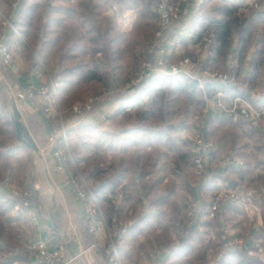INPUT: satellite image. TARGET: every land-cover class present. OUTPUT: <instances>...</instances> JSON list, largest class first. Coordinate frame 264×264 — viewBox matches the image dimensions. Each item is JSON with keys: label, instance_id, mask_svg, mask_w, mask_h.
Listing matches in <instances>:
<instances>
[{"label": "crops", "instance_id": "1", "mask_svg": "<svg viewBox=\"0 0 264 264\" xmlns=\"http://www.w3.org/2000/svg\"><path fill=\"white\" fill-rule=\"evenodd\" d=\"M113 1L110 0L108 2L102 15L112 18L121 32L128 31L131 28L134 17L132 15L131 17L128 16V14L130 15L128 11L116 15V12L114 13L112 10ZM213 1L215 0H203L200 9ZM223 1L226 4H228V1L230 2V0H227V2L226 0ZM223 8H215L217 11L213 12V16L223 15ZM0 9H7L11 23L15 20L16 12L15 14L11 13L6 0H0ZM198 12L200 11L192 13L181 21L183 24H188V29L195 36L201 33L206 27L205 24L208 22V18H210L208 16L200 17L201 15ZM251 17L257 18L258 14L254 13L253 15L252 13ZM199 27L203 28L198 29ZM9 31L12 30L7 28L5 36H7ZM16 37L26 46L19 34ZM251 39L250 43L246 42L245 48L238 45L237 48H229L232 54L229 55L228 52L222 62L223 65H226V68L228 66L233 68L237 78L244 83L243 87L245 90L238 91L242 96L248 98L247 90H254L256 85H261L259 86V89H261L260 99L251 100V102L256 107H264V62L257 55L258 50L264 46V35L261 39V35L258 36L254 32ZM188 44L189 41L184 40L170 55V61L174 62L185 54L189 55ZM9 50L18 61L20 71L17 75H11L0 63V122L2 123L3 121V127L1 126L0 129L11 135L9 143L12 144L8 145V143L7 145L10 147H7L5 143L0 142V160H8L9 162L6 171L2 172L4 175L3 179H8L9 186H6L3 180L0 182V196L4 199H12L15 197L13 193L16 191L22 188L31 189L35 187L38 195L37 203L33 205L36 219L20 221L19 225L22 227V231L18 235L22 234L24 236L26 234L25 238L27 240H42L49 249L55 248L57 242L63 240L69 257H72V255L67 241L75 236L79 241L81 253L70 264H105L97 251L88 249L89 237L84 230L83 205L81 201L72 192L71 188L64 183L63 176L56 171V161L53 158L55 148L52 144V129L49 122L32 107L27 106L20 111V120L28 135L36 143L38 147L37 153L23 146L17 140L14 128L8 124L10 123L9 117L12 113V106L20 98L19 88H35L40 82L34 74L38 59L48 73L56 75L59 68L58 57L54 55L44 63L34 50L29 48V57H26L23 48L13 42L10 43ZM204 58L206 57L204 56ZM237 58H239V62L236 61ZM203 61L202 59L201 69L206 66ZM169 77L183 76L171 75ZM149 82L152 81L147 83ZM74 83L76 81L73 79L70 86ZM159 84L162 85L163 83ZM211 84L206 83V87L207 85L211 86ZM195 85L197 86L196 83ZM152 86L154 84L149 87ZM112 88V83L109 82L108 90L112 91ZM137 89H119L120 91L117 92L120 94V99L118 98V100L114 101L108 99V101L102 102L97 109V114L81 123H77L76 119L71 116L66 117L69 132L82 127L87 128L86 130L89 131L102 130L104 131L103 134L109 139L103 149L105 162L104 194L114 203V209H118L120 217L136 216L133 220V226L129 227L123 245L119 248L121 259L127 261L131 255L138 258V255L141 254L140 252L137 254L135 252L141 243L143 229L148 225L149 220L147 218L149 216L154 218L160 214L159 203L172 201L171 205L176 206L177 204L173 203V199L177 198L176 200H179V205L181 206L186 196H189V208H192L194 212L204 213V208H208V221L217 216L216 223L225 228V236L222 237L225 245L227 242H232V248H242L248 251V254L258 256L254 244L261 235L260 227L263 222L262 213L264 212V200L259 194L264 191V143L247 147V149H252L254 155H250L248 151L247 153H242L244 150H241V148L233 149L232 147L223 157L219 154L221 152L218 151L221 146L217 145L206 161L207 173L212 171L214 173L213 178L205 182L197 181L191 173L190 162L188 163V158L186 157L190 153L181 151L180 145L176 143L177 141L175 142L178 138L172 133L177 128L173 125H170V129L166 132H160L159 128L145 129L141 125L117 128L114 125L115 123H108L111 115L118 116L120 111L137 105L143 94ZM62 93H59V96ZM226 94L224 96L225 100L231 97L228 96L231 93ZM109 101L112 103L109 104ZM118 104H120L119 107ZM102 110L107 111L109 114L108 119L105 121L99 118ZM210 119L216 118L212 117ZM216 120L224 121V119ZM6 122L7 124H5ZM254 132L264 137V118L260 120L259 127ZM160 137L162 142L159 139ZM75 156L74 162L76 163L84 162L86 158L89 159L88 155L83 156L80 154ZM229 157L232 160L231 162L228 160ZM22 159L25 160L23 165ZM238 162H242L243 165L239 166ZM19 167L20 170L26 171V173L23 172L25 176L20 175L21 177L23 176V180H19L20 177L17 172ZM91 168L97 169L93 165ZM29 176L32 178L27 182V177L29 178ZM204 187L214 189L216 192L214 194L205 193ZM129 188H131L130 191ZM223 189L234 191L238 199L234 197L230 201L222 202L219 211L211 216L210 201ZM145 219L147 221L144 222ZM200 221L201 223L196 226V230L210 238L213 230L210 227L202 226L204 221L202 219ZM194 227L195 223L191 221L186 225L187 229H194ZM8 231L11 232L12 236L16 234L14 233L13 235V232H15L13 228ZM94 238L99 241L104 240L103 232L98 230ZM168 252H164L155 264H162L168 256ZM144 264L147 263L144 262ZM148 264H154V262ZM260 264L262 263L260 262Z\"/></svg>", "mask_w": 264, "mask_h": 264}, {"label": "rangeland", "instance_id": "2", "mask_svg": "<svg viewBox=\"0 0 264 264\" xmlns=\"http://www.w3.org/2000/svg\"><path fill=\"white\" fill-rule=\"evenodd\" d=\"M109 1L110 0H108V2ZM140 1L142 2L141 4H143L144 6L149 0H140ZM234 1L236 2L234 4L237 6V10L235 11L234 17L237 16L238 20H241L243 17H247V16L251 17L252 13L253 15L254 13L258 14V17L263 14L264 17V0H256V2L260 7L258 12H255V9H253V7L250 6L251 0H242L241 3H238V0H234ZM6 2L9 8L8 0H6ZM227 3L228 4H226L225 1L223 0H215L213 2H210L207 6L203 8L201 7V9L199 7L198 10L200 12L198 13H200L201 15L200 17H204V16L215 17L213 16V12L215 13L217 11L215 8L220 9L226 7L225 9L227 10L229 8L232 9L233 5L232 6L230 5L231 2L228 1ZM150 4H151L150 7H148L147 9H143L142 7L141 9H138L141 10L142 12L136 9L126 10L130 13V15L128 14V16L131 17L132 15L134 17L133 23L135 22L139 14L144 16L143 18L145 21V26L140 30L138 29V31L134 32L135 36L128 35V33H130V31L132 30L133 23L128 31H123V33H125V37L121 40L119 44L118 54L116 55L117 58L115 60L113 61L110 60V62L106 63L105 61L108 60H105L106 58L104 59V54L103 51L101 50L96 51L93 56L87 54L85 57L76 58L77 63L80 62L86 63L87 69H92L94 67L93 66L94 63L101 64L105 62V64L103 65L104 66L103 69H105L106 72L104 74V70L101 69L100 73H103L104 79L112 83V87L114 88V90L112 88V91H109L108 86H106L107 84L101 81L100 82L96 80L81 81L80 77L73 78L76 81V83H74L72 86L68 85L67 86L68 88L64 89L60 97H59L60 92H58L60 109L62 111V120L64 122L65 127L68 128V125L66 123L67 116H71L75 118L77 123L79 122L81 123L84 121L75 117L70 112V107L75 103L84 102L90 98L93 99V109L95 110V112H93L94 115L97 114L98 112L97 109L102 102L104 103L108 101V99L111 101L118 100L120 94L117 91H120L119 89L123 90L126 88L125 84L132 77L134 71L138 68L141 61L145 57L147 48L154 41L155 31L161 26L159 16L156 13L155 0H151ZM112 10L114 11V13L116 12L115 13L116 15L121 14V12L120 13L118 12V4L116 0L113 1ZM0 11L3 14H7V9L6 10L0 9ZM216 18L222 19L224 18V16L222 14H219L217 17H215V19ZM209 21L210 18H208V22H206L205 20L206 22L205 25H208L210 23ZM181 24L183 23L181 22ZM207 27L208 26H206L205 29ZM201 28L203 27H199L198 29ZM205 29L201 31V33L204 31L212 32L211 29H209V27L208 29L206 30ZM261 30L262 27L259 26L258 29L254 30V32L256 33V35L260 36ZM199 35L197 36L193 35V37L189 39V44H188L190 49L189 55L191 59L195 62L196 70L191 71L190 77L184 74H177L184 76L187 79H189V81H193L197 84L193 92L185 88L181 90V87H179L178 89H174L175 88L174 84L167 85L168 83L166 82H164L166 84H162V85L159 83L154 84V86L149 87L144 92H142L143 94L141 95V98L138 100L137 105L131 106L127 110L120 111L119 113L120 115L118 116H115L113 114L111 115V117H109V119L107 118L109 120L108 123L110 124L115 123L114 125L117 128L127 127L129 125L131 127L141 125L145 129H149V128L161 129L164 127V125L167 124V125H173L177 129H179V130L175 129L172 134L175 135L176 138H178V139L175 138L176 139L175 142L177 141L176 143L180 145V150L185 151L186 153H190V155L188 154V156L186 155V157L188 158L187 159L188 163L190 162L191 173L194 175L195 178H196V174L194 170L193 157H192V149H193L192 134L193 131L199 128V126H201L202 124H203V128H207L210 130V135L208 132L207 138L209 142L213 145V147H216L217 145L221 146V148L218 151L221 152L219 154L222 157L225 154H227L228 150L231 149L232 147L233 149L241 148V150H244L242 151V153H247L248 151L250 155L252 154L254 155L252 149L251 150L247 149V147L254 146V144L264 143V137H262L259 133L254 132L256 130H254V128L251 127L247 122H245L241 117H237L235 120L227 119L223 121V120L210 119L211 117H209V115H207V113L205 112V110L211 106L215 94H217L218 92L222 93L224 96L226 94V92L221 89H218L217 91L216 90L212 91L210 89L211 87L210 85H207L206 87L204 78L206 77L207 73L213 71L223 72L227 69H233V68L229 66L228 68H226V65L225 64L223 65L222 61L227 53H225L226 52L225 48L222 49L221 52L216 51L215 48L218 46H217V42L215 41V38L205 48L204 44L202 42L200 43L199 41ZM226 41L228 43L226 47H229L230 49L232 47L237 48V45L241 46L240 43L238 42L236 33H233L230 37L226 38ZM246 42L242 44L245 47L247 44ZM228 54L231 55L232 51H230ZM204 56L206 58H204ZM101 59H104L105 61ZM202 59L204 60L203 62L206 63V66L205 68L201 69ZM236 61L239 62L240 61L239 58H237ZM47 74H49L50 80L54 83L59 79V76L57 74L56 75L52 73H47ZM194 76L200 78L201 82L198 83L196 80H194L192 78ZM212 82H217V81H211L209 83ZM239 82L241 83L240 88L234 90H239V91H241L242 89L245 90V88L243 87L244 83L240 80ZM259 86L256 85L254 87V91L261 94L260 93L261 89H259L260 88ZM250 91L251 90H247L248 96ZM237 95L239 96L241 94H230L228 96L234 97ZM108 103L110 104L112 102L109 101ZM119 105L120 104H118V107ZM160 106L161 107L163 106L164 111H170V112L169 113L164 112V114L161 115V113L158 112ZM171 111L173 114H171ZM102 113H105L106 115L109 116L107 111L102 110L100 114ZM77 129H73L71 132H69V130L66 131V152L73 160L76 157L75 155H80V154H82L83 156L88 155L87 156L89 157V159H87L88 161L79 162V163L75 162L77 171L80 173L82 177L85 176V173L92 172L93 170L91 168L92 165L93 167H97L98 171H100V173L97 174L96 182L94 180H88V181L86 180V182L89 184L88 187L91 189L92 185L94 186L98 183L97 181H103L104 179L105 162H104L103 149L108 143L109 139L107 136L103 134L104 131L102 130L79 131ZM4 143L5 145H7L9 143V139L4 141ZM8 145H12V144L9 143ZM8 145L7 147H10ZM23 161L25 160L22 159V165L24 164ZM8 165H9L8 160L7 161L0 160V171L3 177L4 175L2 172L6 171ZM17 172L19 173L18 175L20 177L19 180H23L22 177L25 176L24 173H26V171L24 172L22 169L20 170L19 167L17 169ZM20 175L23 176L21 177ZM31 178H32L31 176H29V178L27 177V182ZM196 180L198 181L197 178ZM23 189L26 188H22L20 190ZM30 190L34 194L33 205H35L38 200L37 189H35V187H32ZM188 197L189 196H186L185 201H183V204H181V206L179 205L180 203L179 200H176L177 198L173 199L174 200L173 203L177 204L176 206L171 205L172 201L159 203L160 214L154 218L149 216L147 218L149 220L148 225L143 229L144 232L141 237L142 238L141 243L139 244L138 249L135 252L136 254L138 252H140L141 254L138 255V258L134 255H131L127 261L121 259L122 264H144V262H146L147 264L150 262L151 263L154 262L155 264L164 252H168L169 249H176L179 247L181 238L178 240L177 244H174L175 237L177 233L180 234L181 237H183L184 234L183 226L187 225L191 221V217L193 216V210L192 208H189L190 198ZM13 199L14 200L11 201H13V205H14L16 203L15 202L16 199L15 198ZM184 204H186L185 209L183 207ZM13 208L14 207H12V210L10 211L9 214V217L11 218L8 219L6 222H3V229L0 234L1 235L0 238L3 241V244L0 247V262L4 261V259L13 257L15 255H21L24 258V260L27 262H23L22 260L21 261L15 260L13 264H29L28 263L29 253L27 250V246H28V242H30L31 240H27V238H25L26 234H24L23 236L22 234L18 235V233L22 231L21 230L22 227L19 225L21 223L20 221L23 220L31 221V218L29 216H25L22 219L15 217ZM131 208H132V203H131ZM100 209L102 211L103 217L107 219V216L105 214V210L107 209V207L103 206L100 207ZM177 210L178 212L176 213ZM177 214L179 215L176 216ZM112 217L117 219L118 223L130 222V227L133 226L134 223L133 220L134 218H136V216H132V215L126 217L113 215ZM129 218L132 219V221H130ZM145 221L147 220L145 219L144 222ZM12 228L13 231H15L13 232V235L14 233H16L14 236H12L11 232L8 231L9 229L11 230ZM84 230L86 231V229ZM98 230H100L99 227H97V231ZM220 231L222 235L225 236V228L221 226ZM203 236L206 241H208L209 239L215 240L214 232H212L210 238H208L207 235H203ZM124 239L125 237L122 238L121 245H123ZM102 241L103 242L106 241L105 238ZM225 249L226 250L232 249V246L226 247V245L224 244L222 248H218V246H215L214 248H209L205 254V260L207 261L206 264H214V258H219L221 256L220 252L225 251ZM153 250H158L161 252L157 256H152ZM260 256L261 255H258L257 257L259 261L262 264H264L263 258ZM193 258H197V253L194 254ZM162 264H168V263L163 262Z\"/></svg>", "mask_w": 264, "mask_h": 264}, {"label": "built area", "instance_id": "3", "mask_svg": "<svg viewBox=\"0 0 264 264\" xmlns=\"http://www.w3.org/2000/svg\"><path fill=\"white\" fill-rule=\"evenodd\" d=\"M20 0H8L9 9L15 14ZM203 0H155L156 13L159 16L161 26L154 33V41L147 48L145 57L138 68L134 71L132 77L125 84L126 88H138L141 84L151 81L156 77L184 74L190 77L191 71L196 70L195 62L190 55L178 58L176 61H170V55L180 46L184 40L191 39L193 34L188 29V24H181L189 15L198 11ZM250 6L258 12L260 9L256 0H251ZM0 63L12 74L17 75L20 71L18 61L5 43L7 28L14 34L18 32L13 27L8 14L0 11ZM214 39L210 31H204L199 35V41L205 48ZM42 62L38 59L37 66L34 68V74L40 81L35 88H19L20 98L15 102L18 110H23L27 106H32L38 111L50 124L52 129L51 139L55 150L53 158L56 161V171L63 176L64 183L69 186L76 197L83 205V222L89 237L88 249H95L105 264H122L119 248L122 238L130 227V222L118 223L117 219H105L94 195L88 187L86 179L77 171L74 160L66 152V131L62 120V111L56 85L49 78ZM198 83L201 79L197 76L192 77ZM217 81L227 85L229 88L238 89L241 86L233 69H227L223 72L213 71L207 73L204 78L205 83ZM261 94L251 90L249 96L237 95L225 100L220 92L215 94L211 106L205 112L209 117L224 120H235L241 117L255 130L258 129L260 120L264 118V107H256L251 100L260 99ZM70 112L80 120L86 121L93 116V99H87L84 102L75 103L70 107ZM102 121L108 118V115L102 113L99 115ZM207 119V116H206ZM209 129L203 128V124L195 129L192 134V157L196 178L198 181H210L214 173H207L206 161L212 154L214 147L209 142L207 135ZM229 162L231 158L229 157ZM242 166V162L237 163ZM3 183L9 186L8 179H3ZM260 197L264 200V191H261ZM16 203L13 205L15 217L22 219L29 216L31 220L36 219L33 209L34 194L26 188L13 193ZM236 197L234 191L223 189L217 193L210 201L211 216L218 212L221 203L230 201ZM237 198V197H236ZM13 199V198H12ZM238 199V198H237ZM14 200V199H13ZM241 201V199H240ZM261 235L255 241V248L258 255L264 261V212L262 213ZM97 227L104 233L106 241H99L94 238ZM181 235L177 233L175 243ZM232 242H227L226 247H231ZM27 250L29 253V264H70L76 257L67 255L66 246L63 240L58 241L56 247L49 249L42 240H31L28 242ZM161 251L153 250L152 256L159 255ZM221 255L224 251L220 252ZM6 257V256H4Z\"/></svg>", "mask_w": 264, "mask_h": 264}, {"label": "trees", "instance_id": "4", "mask_svg": "<svg viewBox=\"0 0 264 264\" xmlns=\"http://www.w3.org/2000/svg\"><path fill=\"white\" fill-rule=\"evenodd\" d=\"M116 2L118 4L119 13L130 9L138 10L141 9V7L147 9L151 5V0L144 6L141 4L142 2L140 0H116ZM230 2V5H233L232 9H222L224 18L216 20L213 19L214 17H210V23L206 25L214 34L218 46L215 49L218 52H221L224 48L226 51L225 53L230 52L229 47H226L228 44L226 38L230 37L233 33H236L238 42L241 46H244L242 44L246 41H248V43L251 42L252 34L259 26L262 27L261 39L264 35L263 14L257 18L247 16L238 20L237 16L234 17L235 11L237 10V6L234 4L236 2L234 0ZM241 2L242 0H238V3ZM107 4L108 0H20L16 10V18L12 21V24L18 34L23 38L26 46L23 45V42L17 38L12 31H9L5 37V43L8 48L12 42L20 45L26 57H29L28 49L31 48L39 55L44 63L47 62V59L51 56L57 55L59 61L57 75L59 79L55 82V85L57 91L59 90L60 93H62L64 89H67L72 79L76 77H80L81 81H101L108 86L109 81L103 78V73H100V70L104 68L103 65L105 62L108 63L110 60L113 61L117 58L116 55L118 54L119 44L125 37V33L119 30L112 18L102 15ZM143 17L144 16L141 14L137 16L133 23L132 30L128 35L135 36L134 32L145 26ZM208 27L206 29H208ZM98 50L103 51L104 59L106 58L105 60L108 61L101 59L105 62L101 64L94 63L92 69H87L86 63L76 62L77 57H85L87 54L93 56ZM257 55H259L264 62V46L262 49L258 50ZM103 70L105 74L106 71L105 69ZM151 81L152 82L149 83H143L137 90L144 92L149 86L155 83H168L167 85L174 84V89L181 87V90L185 88L189 89L191 92L196 88L195 83L189 81V79L184 76L156 77ZM210 89L212 91L221 89L226 93L239 94V90L234 91L228 88L227 85L219 82H212ZM158 112L163 115L164 112L169 113L170 111H164L163 106H160ZM171 114H173L172 111ZM2 123L0 122V127H3ZM5 124H7V122ZM8 124L12 126L11 123ZM86 129L82 127L77 130L89 131ZM169 129L170 125L166 124L163 128H159V131L166 132ZM5 133L3 129H0L1 143H4V141L11 137L9 133ZM159 139L161 141V137ZM85 161H88L87 158ZM99 173L100 171H98V169H93L92 172L85 173L84 178L96 182L97 174ZM2 180L3 176L0 173V182ZM97 182L96 185L91 186V189L100 207H107L105 210L107 218L111 219L113 215L119 216L118 209H114V203L104 194V180ZM131 188H129V191ZM203 190L205 193L210 194L216 192L209 187H204ZM11 200L13 199H4L0 196V234L3 229V222L10 219L9 212L13 206V201ZM183 207L185 208L186 204H184ZM203 212L204 213H197L193 211L191 222L195 223L194 229H187L186 225L183 226L184 234L183 237H181L179 247L177 249H169L168 256L164 260V263L206 264L205 254L207 250L215 246H218V248L224 246V241L222 239L223 235L220 231L222 225L216 223L217 216L211 221H208L209 209L204 208ZM200 219L204 221L202 222V226L210 227L213 230L215 240L209 239L206 241L203 234L196 230V226L201 223ZM128 230L124 237L128 234ZM2 244L3 241L0 238V247ZM196 253L197 258H193ZM15 260L27 262L21 255H15L4 259V261L0 263L13 264ZM214 264H260V261L257 255H249L248 251L242 248H232L229 250L225 249L224 253L219 258H214Z\"/></svg>", "mask_w": 264, "mask_h": 264}, {"label": "water", "instance_id": "5", "mask_svg": "<svg viewBox=\"0 0 264 264\" xmlns=\"http://www.w3.org/2000/svg\"><path fill=\"white\" fill-rule=\"evenodd\" d=\"M20 111L16 107L15 104L12 106V113L9 117L10 123L12 124L15 132V136L17 140L28 149L32 150L33 152H38V147L36 143L32 140V138L28 135L23 123L20 120ZM68 248L72 257H78L81 253V247L79 245L78 239L74 236L73 238H69L68 241Z\"/></svg>", "mask_w": 264, "mask_h": 264}]
</instances>
